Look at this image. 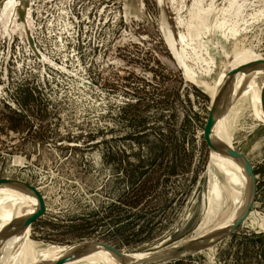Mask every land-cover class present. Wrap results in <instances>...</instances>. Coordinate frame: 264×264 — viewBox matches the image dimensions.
<instances>
[{
	"label": "rangeland",
	"instance_id": "1",
	"mask_svg": "<svg viewBox=\"0 0 264 264\" xmlns=\"http://www.w3.org/2000/svg\"><path fill=\"white\" fill-rule=\"evenodd\" d=\"M227 1L163 0L160 18L157 0H0V178L44 200L31 242L162 251L207 235L241 202L244 178L211 162L203 85L222 80L235 47L264 59V0H242L236 22ZM224 16L238 26L217 28ZM236 100L222 137L253 166L252 211L221 242L160 264H264V121L249 94ZM18 213L0 218L17 225Z\"/></svg>",
	"mask_w": 264,
	"mask_h": 264
},
{
	"label": "bare ground",
	"instance_id": "2",
	"mask_svg": "<svg viewBox=\"0 0 264 264\" xmlns=\"http://www.w3.org/2000/svg\"><path fill=\"white\" fill-rule=\"evenodd\" d=\"M18 1L20 0H8L7 5L16 4V2L19 4ZM198 2L199 0H197L196 3ZM243 3L244 2L242 0H240V2L238 0H228L226 2L225 10L226 12L231 13L233 9H235L236 7L239 8L237 9V11L235 10L236 13L234 14L232 13L234 15V18L238 17L240 14H242L239 11H241V7ZM15 6L17 7V4ZM8 9H10V7H8ZM12 10L14 12V9ZM258 12H264V10L261 9ZM190 13L193 14L192 12ZM204 14L202 15L201 13L199 14V16L201 15L200 17L202 18L203 21L202 23H206L209 25L210 21H208V14H206L207 16H205ZM224 18L227 19L223 20L224 22L220 21L219 23L220 25H217L218 26L217 28H222L224 30L225 28L234 29L236 26H238L237 23L236 25H232L233 23L229 24L228 23L229 19L227 16H224ZM236 20L237 19L235 18V22ZM211 23L213 22L211 21ZM233 49L234 50L232 52L234 58L229 56L230 60L228 61V63L225 64L226 67H224L225 70H223L224 75L222 76V80L213 84L207 82V86L210 88L209 92L212 96V103L221 94V92H223V90L226 91V95L222 97V100L218 103L216 107L217 108L216 114L212 121L213 124L210 131V137H211V141L214 142L215 145L211 148V154H212L211 162L213 163V166H215V163L217 162L216 166H218L220 169L218 167L217 168L222 172L225 170L226 167H227L226 170L228 168L233 169V171H235L237 174L241 175L244 178L245 183H247L248 186H246V191L244 192V197L241 200V202L240 201L235 202V207L233 209L231 208L233 211L230 213V215L224 221L216 225L215 228H213L211 231L209 230V232L206 233L207 235L216 231L228 229L232 225V223H234L238 219L241 213H243L244 208L247 205L250 197L249 194H250L252 180H250V177L246 174L244 164L240 159L233 157L229 153L224 152L221 148H219V146H216L218 144L227 146L229 145V143L227 142L225 143L223 137L225 138V141H227V137L232 138L231 137L232 132H230L229 129L227 128V122L224 118L225 112L228 117V121L233 123L234 119H236V116H238V114L240 113L242 107L239 105L236 108H232V106L234 105L232 101L238 99V96L240 95L245 96L249 94L252 99V107H254V111H253L254 116L256 115L262 121H264V71L262 72V68H261V65L264 66L263 63L264 59L258 53L253 51V49H238L237 47ZM182 55H180V58H182ZM184 68L187 76H190V78L194 77L193 75L194 72L191 74L192 70L188 65H184ZM242 69H247V70L245 73L240 74V76H236L237 73L240 72ZM200 82L202 83L201 80ZM248 87H250V89L246 91ZM237 101L238 100L234 101V103H236ZM223 124H226V128L230 133V134L227 133L228 134L227 137H225L223 133V132L226 133L225 129L223 128ZM233 124L231 126H233ZM213 187H214V182L212 181L211 188ZM220 194L226 196V189L225 188L221 189ZM2 200H9V201L5 202ZM38 201L39 200L36 198L34 193L30 191L28 187L18 185L14 182L4 183L0 181V215L3 214V210H5V208H9V209L15 208L18 209V211L20 212L18 213V216L21 217L17 225H14L12 223V218L10 219L8 217H6L8 219L7 223L0 225V245L3 248V253H1L0 256V264H56L57 262H61V261H64L63 264H124L123 259L119 257L115 252L113 253L111 250L106 249L102 246L92 248L91 250H87V251L85 250L82 254H79L75 257H71L70 259L68 258L70 257L71 253L79 252L80 250L84 249L87 245L86 242L73 243L70 245L56 244L51 246L31 242L32 239L30 236L31 224L26 225V227L23 228L21 226L26 221V219L31 217L39 210L40 202L38 204ZM246 218L247 217H245L244 219ZM4 225H8L9 227H12L10 231L11 233L6 234L5 237H3L4 235H2V228H4ZM185 243L187 242L180 243V245H184ZM166 251L167 250L162 249V251H143V252H135L129 254L124 253V254L125 256H127L128 260L133 262V261H143L144 259H150V258H158V256H165L168 254H172V252H174V251L172 252H166Z\"/></svg>",
	"mask_w": 264,
	"mask_h": 264
},
{
	"label": "water",
	"instance_id": "3",
	"mask_svg": "<svg viewBox=\"0 0 264 264\" xmlns=\"http://www.w3.org/2000/svg\"><path fill=\"white\" fill-rule=\"evenodd\" d=\"M157 1H158L159 12H160V18H161L162 13H163V8H162L163 0H157ZM19 2H22L25 6H27L29 0H20ZM246 70L247 69H242L240 72L237 73L236 76H240V74L245 73ZM225 95H226V91L223 90V92H221V94L213 101L210 111L208 113V116L206 118V122H205L206 124L204 126V137L206 138L207 144L209 145L210 148H212L215 145L214 142L211 141V137H210V131H211L212 124H213L212 121L216 114V110H217L216 107L218 103L222 100V97H224ZM216 146H219V148H221L224 152L229 153L233 157L240 159L245 166L246 174L250 177V180H252L250 194H249L250 197H249L248 203L245 206L243 213H241L238 219L234 223H232V225L228 229L216 231L214 233L203 236L199 239L188 241L184 245L174 244L171 247L163 248L167 250L166 252H172V251L174 252H172V254H168L165 256H158V258L144 259L143 261L131 262L130 260H128L127 256H125L123 250H120L115 245L113 246L112 244L105 242L103 240L87 241L86 242L87 245L84 249L80 250L79 252L71 253L70 257L68 258L70 259L71 257H75L79 254H82L85 250L87 251V250H91L92 248L102 246L106 249L111 250L113 253L115 252L119 257L123 259L124 264H160V263L171 262L173 260L187 257V255L190 253L201 251V249L208 248L218 242H221L222 240H224V238L230 236V234H232L235 231V229L240 225V223L243 222L244 218L247 217L248 214L252 210L251 208L253 207L256 197H257V180H256V176L253 170V166L250 164V161L244 152L238 151L235 148H232L230 146L227 147L225 145H220V144ZM0 181L4 183L14 182L18 185L28 187L30 191L34 193V195L40 202L39 210L35 214H33L31 217L26 219V221L21 226L22 228L26 227V225L32 224L33 222H35L42 216V214L45 212V203H44V200L42 199L41 194L38 192L36 186L28 183L27 181L15 179V178L14 180H12V179H7L6 177H2L0 178ZM63 263L64 261H61V262H57L56 264H63Z\"/></svg>",
	"mask_w": 264,
	"mask_h": 264
},
{
	"label": "flooded vegetation",
	"instance_id": "4",
	"mask_svg": "<svg viewBox=\"0 0 264 264\" xmlns=\"http://www.w3.org/2000/svg\"><path fill=\"white\" fill-rule=\"evenodd\" d=\"M261 65V64H260ZM261 68H262V72L264 71V66L263 65H261ZM204 87H205V90H206V92H208L209 94H210V92H209V87L207 86V82L205 83V85H203ZM250 89V87H248L247 89H246V91L247 90H249ZM211 103H212V101H211ZM210 107H211V104H210ZM217 163V162H216ZM216 163H215V166H216ZM216 167H218V166H216ZM219 168V167H218ZM220 169V168H219ZM211 184H212V182H211ZM236 185V184H235ZM214 189H216L215 187L214 188H211V191H213ZM222 200H224V203H225V201L227 200V198H221ZM213 201H214V203H215V206H217V204H216V201H217V198H215V199H213ZM36 210H37V208H36ZM252 211V210H251ZM251 213V212H250ZM248 217V216H247ZM7 221H8V219L6 218V217H2V218H0V225L1 224H5V223H7ZM2 252H3V248H2Z\"/></svg>",
	"mask_w": 264,
	"mask_h": 264
}]
</instances>
